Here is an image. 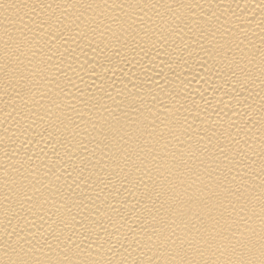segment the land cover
<instances>
[{
	"label": "bare ground",
	"instance_id": "6f19581e",
	"mask_svg": "<svg viewBox=\"0 0 264 264\" xmlns=\"http://www.w3.org/2000/svg\"><path fill=\"white\" fill-rule=\"evenodd\" d=\"M0 264H264V0H0Z\"/></svg>",
	"mask_w": 264,
	"mask_h": 264
}]
</instances>
